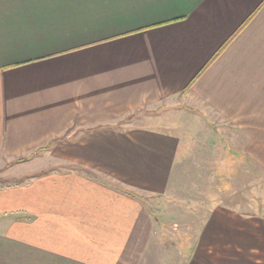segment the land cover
<instances>
[{"label": "crops", "instance_id": "0c3cea01", "mask_svg": "<svg viewBox=\"0 0 264 264\" xmlns=\"http://www.w3.org/2000/svg\"><path fill=\"white\" fill-rule=\"evenodd\" d=\"M260 106L264 0H0V171L35 173L0 186V264H151L184 117L252 139Z\"/></svg>", "mask_w": 264, "mask_h": 264}, {"label": "rangeland", "instance_id": "374dc122", "mask_svg": "<svg viewBox=\"0 0 264 264\" xmlns=\"http://www.w3.org/2000/svg\"><path fill=\"white\" fill-rule=\"evenodd\" d=\"M258 116L252 139L244 131L219 135L213 125L193 134L189 129L195 124L184 117L186 124L180 126L189 132V152L180 166L181 182L168 197L147 199L158 219L151 264H264V107ZM53 154L34 155L36 173L58 163ZM23 160L0 171V186L30 182L35 173ZM230 213L252 216L253 227L242 220L239 228Z\"/></svg>", "mask_w": 264, "mask_h": 264}, {"label": "trees", "instance_id": "16d2710c", "mask_svg": "<svg viewBox=\"0 0 264 264\" xmlns=\"http://www.w3.org/2000/svg\"><path fill=\"white\" fill-rule=\"evenodd\" d=\"M24 161V160H23ZM22 162V161H21Z\"/></svg>", "mask_w": 264, "mask_h": 264}]
</instances>
